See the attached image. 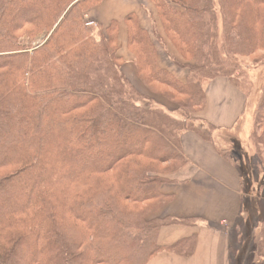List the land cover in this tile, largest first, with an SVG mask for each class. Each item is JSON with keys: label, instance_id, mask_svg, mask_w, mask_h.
<instances>
[{"label": "trees", "instance_id": "trees-1", "mask_svg": "<svg viewBox=\"0 0 264 264\" xmlns=\"http://www.w3.org/2000/svg\"><path fill=\"white\" fill-rule=\"evenodd\" d=\"M102 1L0 0V53L10 52L0 56V170L11 168L0 175L1 264H147L160 251L191 252L193 238L160 246L157 235L164 225L195 219L148 215L172 199L160 187L186 162L179 132L190 127L209 141L192 121L219 129L194 117L205 103L196 77L233 81L217 60L220 52L264 51V0H225L232 15H223L220 46L212 0H149L163 29L194 59L184 82L159 65L136 14L125 16L127 48L141 77L183 97L182 123L125 79L117 21L98 41L84 25L81 14ZM37 3L39 14L11 22ZM22 24L48 35L31 53L15 34ZM258 99L255 129H264V83Z\"/></svg>", "mask_w": 264, "mask_h": 264}, {"label": "crops", "instance_id": "crops-1", "mask_svg": "<svg viewBox=\"0 0 264 264\" xmlns=\"http://www.w3.org/2000/svg\"><path fill=\"white\" fill-rule=\"evenodd\" d=\"M152 7L149 0H103L97 6V11H90L95 19L93 21L104 28L111 21H117V56L126 63L121 71L138 90H141L140 86L130 69L133 57L125 52L127 33L124 18L130 12L135 13L140 25L151 34L154 17ZM165 61L159 55V65L167 69ZM173 74L183 81L176 73ZM245 103V93L242 90L224 78H215L205 88L204 106L194 117L219 129H229L235 126ZM189 142L192 146L188 145ZM181 145L186 163L168 177L174 181L161 185L160 191L171 194L172 199L158 210L157 216L192 218L196 221L194 224L162 226L158 231L157 243L169 246L183 239L193 238V246L188 254L185 251H160L147 264H231V238H234L231 237V232L245 203L240 189V176L234 166L223 159L213 146L195 134H183ZM258 190V198L264 205V183ZM262 225L264 226V218ZM261 227L258 226L255 231L258 233ZM243 259L241 256V263ZM258 260L264 264V254Z\"/></svg>", "mask_w": 264, "mask_h": 264}, {"label": "rangeland", "instance_id": "rangeland-1", "mask_svg": "<svg viewBox=\"0 0 264 264\" xmlns=\"http://www.w3.org/2000/svg\"><path fill=\"white\" fill-rule=\"evenodd\" d=\"M212 1L214 5L215 25L217 27L218 34L217 46H220L222 42V31H225L223 15L228 14L231 16L232 14L229 11L230 5L227 1L223 0L224 7L222 11L218 0ZM29 8L30 9L27 10L24 9L17 15V17H13L14 19H11V22L15 21L16 19L30 18L39 14L43 8V5L37 3L35 5L33 4V6ZM152 8L154 17L153 22H151L150 37L154 42L156 50H158L157 55L158 57L160 55L161 58L166 60V63L164 64L167 65L166 67H168V71H170L172 74L176 73L178 77L180 76L179 78L182 79L183 82L187 81L189 75V66L193 63L194 59L191 54L185 51L183 43L167 34V31L163 29L161 21L157 16L154 5ZM92 9L97 11V6ZM91 10L83 12L81 16L84 25L86 27H92V36L98 41L101 36L99 34L102 32L104 33V27L93 21L94 18L90 15ZM230 19L232 18L230 17ZM237 20H239V15L232 19V28L233 26L237 25ZM18 27L19 28L15 30V34L20 37L19 39L23 42V45H30V48L26 50L28 53H31L33 48L41 45L48 36L46 35V32L33 34V28L28 24H22ZM207 49L208 46L206 50ZM125 52L129 56L131 54L133 57L132 68L130 66V69L133 72L134 79L137 81V85L140 86L139 88L141 90H138L131 82H129V80L121 71L125 79L138 93H140L142 96L149 97L153 107L162 110L164 113H167L173 121L182 123L183 117L178 110L177 100L181 101L183 97L176 94L167 86L157 84L152 80H148V82H146L145 78L141 77L139 71L140 68L135 62L134 55L128 48ZM9 53H0V56L7 55ZM229 54L230 55L226 56L225 53L220 52V55L217 56V60L219 63L222 62L221 68L224 72L233 75V81L229 79L227 75H221L216 78L226 79L230 84H233L245 93L246 103L243 112L237 120L235 126L229 129H213L207 128L204 123L198 120H190L193 122L194 126H197L198 130L204 133L209 141L204 140L190 127H187L186 130L180 131L179 134H181V136L185 133L195 134L202 141L213 146L220 156H223L222 154L228 156L230 160H227L225 157H223V159L225 158L228 163L233 165L237 170L240 176V189L242 191L245 203L243 204V208L239 214V219L236 222L237 224L231 232V237H234L231 238V264H240L241 256L244 257L243 263L241 264H247L257 262L261 254H264V226L262 225L264 218V205L263 201L258 198L257 194L259 191V186L264 183V147L261 145V139L264 136V129L261 127V125L255 129V116L258 108V98L261 94V88L264 83V64L260 63L262 60L264 61V51L256 50L248 56L232 55V52ZM188 60L190 62H187ZM11 61L12 60H9V62ZM124 64L126 63L121 60V68L122 66H125ZM212 66H215V64ZM143 70L144 73L148 74L147 68H143ZM196 79L200 80L204 93L205 88H207L209 85V82L213 80L209 79L207 75L204 74H201L200 77L197 76ZM200 111L201 109L196 111V113ZM188 145L192 146L190 142ZM6 152L7 151H5V153ZM2 156L3 154L0 155V158ZM143 161L146 160L143 159ZM185 163L182 164L178 169L167 173L166 177L168 178L170 175L176 173L180 168L184 167ZM83 165H86V163L83 162ZM10 170L11 168L1 169L0 175L8 174ZM110 175L111 173L104 174L106 177H110ZM32 176H34V174H30L29 178ZM169 180L174 181L171 179ZM145 204L146 203L144 202L139 203V206H137V204L134 206L128 204V208L131 210H134V208L139 209V207H144ZM158 210L159 209L155 210L153 213L148 215V217L161 218L157 216ZM258 226L262 227L261 229H258L259 231L257 233L255 228ZM70 229L73 230L72 227Z\"/></svg>", "mask_w": 264, "mask_h": 264}]
</instances>
